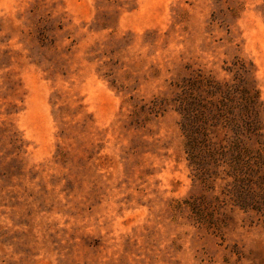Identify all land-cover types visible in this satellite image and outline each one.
Segmentation results:
<instances>
[{"label":"rangeland","instance_id":"obj_1","mask_svg":"<svg viewBox=\"0 0 264 264\" xmlns=\"http://www.w3.org/2000/svg\"><path fill=\"white\" fill-rule=\"evenodd\" d=\"M200 72L259 92L240 185L134 115ZM0 264H264V0H0Z\"/></svg>","mask_w":264,"mask_h":264},{"label":"trees","instance_id":"obj_2","mask_svg":"<svg viewBox=\"0 0 264 264\" xmlns=\"http://www.w3.org/2000/svg\"><path fill=\"white\" fill-rule=\"evenodd\" d=\"M172 86V99L154 100L134 115H152L171 106L180 115L187 160L198 179L209 181L226 167L230 169L228 176H234L240 185L248 178L250 166L251 152L244 137H263L259 92L243 80L220 81L201 72ZM241 200L246 204L248 199Z\"/></svg>","mask_w":264,"mask_h":264}]
</instances>
